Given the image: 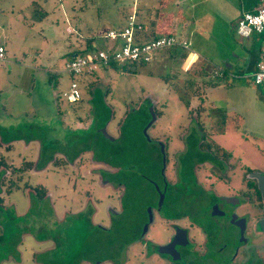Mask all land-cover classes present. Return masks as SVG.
<instances>
[{
    "label": "rangeland",
    "instance_id": "obj_1",
    "mask_svg": "<svg viewBox=\"0 0 264 264\" xmlns=\"http://www.w3.org/2000/svg\"><path fill=\"white\" fill-rule=\"evenodd\" d=\"M250 1L196 0V10L186 14L189 19L192 15L187 32L182 33L191 42L187 48L160 50L149 62L135 64L127 72L119 69L125 62H115L116 68H99L92 75L75 77L80 102L69 103L62 95L72 79L64 70L68 53L84 49L88 36L95 46L104 48L109 42L103 33L123 23L121 10L126 14L128 8L154 10L156 0H0V44L4 48L0 130L7 132L0 133V154L15 166L21 160L36 162L39 139L44 136L57 142L54 156L79 153L74 161L67 158V163L58 166L48 162L23 173L20 187L8 194L4 186L0 188V264L158 262L150 244L161 243L169 235L158 217L148 227L145 245L129 244L143 233L147 208H156L153 184L162 187L160 150L153 138L168 141V154L178 150V133H186L178 129V124L187 122L185 105L197 104L203 82L210 80L206 68L196 76L192 66L178 57L208 45L213 38L225 44L226 34L231 42H240L234 35V20ZM37 8L45 14L39 17ZM137 10L145 18V12ZM196 64L198 68L204 65L200 59ZM243 80L251 88L250 78ZM225 90L230 97L220 99L224 104L237 99L234 88ZM243 103L247 111L242 116L228 111L222 121L216 110L206 107L199 119L206 125L209 120L223 122L225 130L215 134L214 141L243 158L248 169L264 172V137L256 131L250 100ZM149 106L155 120L145 134L143 129L151 118ZM10 138L11 147L5 149ZM24 182L43 185L47 197L36 200L29 186L24 189ZM118 183L127 188L123 198L118 196L123 190ZM165 207L166 202L161 210ZM89 211H94L91 217ZM73 227L78 232L73 233ZM261 258L258 264H264V254Z\"/></svg>",
    "mask_w": 264,
    "mask_h": 264
},
{
    "label": "flooded vegetation",
    "instance_id": "obj_2",
    "mask_svg": "<svg viewBox=\"0 0 264 264\" xmlns=\"http://www.w3.org/2000/svg\"><path fill=\"white\" fill-rule=\"evenodd\" d=\"M213 126L210 121L206 125L199 118L187 117L185 124H178L186 133H178V150L170 154L166 151L168 141L153 138L160 150L162 187L152 183L156 208H147L143 233L129 242L145 245V234L154 218L165 222L168 237L150 244L159 262L153 264H258L262 259L264 172L248 169L243 158L216 143L213 136L223 132H214ZM168 166L170 172H166ZM124 186L120 198L125 195ZM109 210L116 212L110 206ZM93 213L89 211L88 216ZM177 232L174 252L159 253L158 246L170 243Z\"/></svg>",
    "mask_w": 264,
    "mask_h": 264
},
{
    "label": "crops",
    "instance_id": "obj_3",
    "mask_svg": "<svg viewBox=\"0 0 264 264\" xmlns=\"http://www.w3.org/2000/svg\"><path fill=\"white\" fill-rule=\"evenodd\" d=\"M170 3L171 7H169ZM195 3L196 0H170L163 7L164 9L160 8V12L163 14H173V17L171 19V27L174 30L175 34L178 32V38L184 39L188 42V46L191 44V42L189 41L188 37H186L185 34L182 33H184L185 31L187 32L186 26L188 22L192 20V15L190 16L191 19H189L186 14L189 12L190 14H192V11L196 10V8H194ZM262 5H264V0H251L247 8L241 9L237 14L234 20V26L236 25V20L242 12L253 11ZM157 7L158 5L156 0L154 10L146 7L135 9L128 8L129 10L127 9V15L133 12L137 21L144 20L146 18H151L152 16L150 17V14L152 12L154 14V11ZM137 9H141L143 12H145V18L137 15ZM122 14L120 15V17L122 19V22H124V18L126 16H122ZM224 29L225 27L223 26L222 30L224 31ZM233 29L236 39L238 38L240 42H231L226 34V38H222L223 41L226 42L225 44H221L213 38L214 40L211 39L208 44L209 47L206 44L203 45L204 48H193L190 51H186L187 56L185 58H181L180 56L178 57V59H183L184 63H187L190 67L193 66L198 61V59H200L204 64L203 67L207 69L206 73H209L207 77H209L212 81L204 86L202 94L201 90L199 95H196V92L195 94L193 93L197 96V100L199 101L197 104L190 106L186 103L185 106L187 108V116L200 118V114L205 111L206 107L212 110H216L218 112L217 114H219V118L222 121L226 116H228V111L238 112V114L242 116V114H244L243 112L247 111V108L244 107V99H248V101L250 100L251 102V109L254 112L253 115L255 118V124L256 126H258V129H256V131H258V134L260 136L264 137V84H259L261 85L259 86L258 84H254L252 80V73L256 68L257 60L260 58L261 49L264 46V39L261 35L254 33H252L250 36L242 37L236 34L235 28ZM66 31L70 33L72 30L67 26ZM227 41H229L230 43H228ZM248 77L251 81V88H247L248 86L244 84L245 80L243 79H247ZM230 81L233 82L232 85L229 84ZM225 88H234V93L237 99H234L230 104L228 102L224 104V102L220 100L224 98L225 100H227L230 97L229 95H227V90H225ZM221 93H225L226 95H224L222 98L220 97ZM204 99L207 105L204 104ZM189 107L191 109L193 108L192 111L189 110ZM209 121L214 123V121L212 120ZM223 124V122L221 123V125L218 123H214L212 130L214 132H224L225 129Z\"/></svg>",
    "mask_w": 264,
    "mask_h": 264
},
{
    "label": "built area",
    "instance_id": "obj_4",
    "mask_svg": "<svg viewBox=\"0 0 264 264\" xmlns=\"http://www.w3.org/2000/svg\"><path fill=\"white\" fill-rule=\"evenodd\" d=\"M142 25L136 20L132 12L124 18L121 26L107 29L103 33L109 44L104 48L94 44L84 54L75 53L64 62V70L72 77L67 90L62 94L69 103L80 99L79 89L75 77L88 76L99 68H105L111 62L147 63L153 54L163 49L179 46L187 48L188 42L176 35H159L147 41H139ZM236 34L247 37L252 33L259 34L264 39V5L253 11L242 12L235 25ZM4 58V49L0 45V61ZM254 84H264V46L260 58L252 73Z\"/></svg>",
    "mask_w": 264,
    "mask_h": 264
},
{
    "label": "trees",
    "instance_id": "obj_5",
    "mask_svg": "<svg viewBox=\"0 0 264 264\" xmlns=\"http://www.w3.org/2000/svg\"><path fill=\"white\" fill-rule=\"evenodd\" d=\"M168 1H170V0H157V5H158L157 8L158 9L157 8L155 9L153 17L138 21L142 25V31L139 34L140 38L139 39L137 38V40L147 41V40L155 38L159 35H175L174 30L171 27V19L173 17V14L172 13L163 14L160 12V8H163L167 4ZM37 10L39 12H41L39 17H41L42 15L45 14V12H42L41 9L37 8ZM121 12L123 13V15L127 16V14H125L123 10H121ZM92 44H93V38L91 36L86 37L84 49L80 50L79 53H77L75 51L69 52L67 59L71 58L73 56V54H75V53H77V54L86 53V51L91 47ZM168 49H171V48H168ZM186 56H187L186 52H182L180 54L181 58H185ZM135 64H143V63L125 62L124 64H122L120 66L119 69L121 72H127V71H130L132 69L131 66H133ZM108 67L116 68V63L111 62ZM201 68H203V66H200L198 68L196 63L191 67V69L195 70L196 76L198 75L197 71H200ZM189 82H191V81H189ZM210 82H212V81L211 80L204 81L203 85L206 86ZM195 92H196V90H194V93ZM79 102H80V99L75 103H79ZM198 111H199V109H198ZM157 113H159V112H157ZM157 115H159V114H157ZM106 119L104 120V122L106 121ZM12 131H15V130H12ZM4 132H6L4 128L0 130L1 134ZM8 133H10V132H8ZM12 135H16V134H12ZM11 141H12L11 138L9 140L5 141V142H7V145H4L5 149H9L11 147ZM1 144H2V142H0V145ZM38 149H39V152H38L36 162H34L33 160H21L17 166H15L12 162H7L6 156L0 154V188H2L4 186L7 194L12 189H16V188L20 187L18 185V183L21 180L23 173L30 171V170H33V169L34 170L41 169V167H43L48 162H50L52 165L58 166L60 164L67 163L68 159L71 161L72 160L74 161L78 157V154H79L77 151L76 153L72 154L71 156H70V154L67 155V153L65 155L66 157H64L62 155L54 156V152L57 149V142L55 140H52V139L45 137V136H44V138L39 139ZM8 168H10L9 176L6 177V176H4V171L5 170L8 171ZM23 186H24V189H25V187L29 186V188L32 189L33 197L38 201H43L47 197L46 187H44L41 184H37L35 186H30L27 182H24ZM21 188H22V186H21ZM72 232L73 233L78 232V228L76 229L73 227ZM0 238H1V234H0Z\"/></svg>",
    "mask_w": 264,
    "mask_h": 264
},
{
    "label": "water",
    "instance_id": "obj_6",
    "mask_svg": "<svg viewBox=\"0 0 264 264\" xmlns=\"http://www.w3.org/2000/svg\"><path fill=\"white\" fill-rule=\"evenodd\" d=\"M74 55V54H73ZM149 111H150V120L149 122L147 123V125L145 126V128L143 129V133H145V129L150 126L152 124V122L155 120V114L153 113L152 111V107L149 106ZM102 132H103V135L106 137V138H109L111 139L110 136H108L105 132H104V129L101 128ZM146 134V133H145ZM263 180H264V176H262ZM162 200V194L159 195V203L161 202ZM177 237H178V232L174 235L172 241L168 244H164V245H160L158 246V252L159 253H169V254H172L174 252V248H173V245L174 243L177 242Z\"/></svg>",
    "mask_w": 264,
    "mask_h": 264
}]
</instances>
